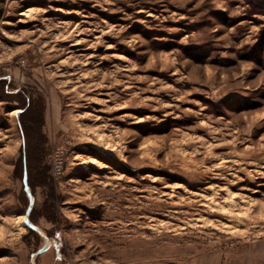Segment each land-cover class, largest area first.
Instances as JSON below:
<instances>
[{
	"label": "rangeland",
	"instance_id": "374dc122",
	"mask_svg": "<svg viewBox=\"0 0 264 264\" xmlns=\"http://www.w3.org/2000/svg\"><path fill=\"white\" fill-rule=\"evenodd\" d=\"M0 264H264V0H0Z\"/></svg>",
	"mask_w": 264,
	"mask_h": 264
},
{
	"label": "bare ground",
	"instance_id": "6f19581e",
	"mask_svg": "<svg viewBox=\"0 0 264 264\" xmlns=\"http://www.w3.org/2000/svg\"><path fill=\"white\" fill-rule=\"evenodd\" d=\"M14 113H16V112H14ZM21 221L23 222L24 221V218H21Z\"/></svg>",
	"mask_w": 264,
	"mask_h": 264
}]
</instances>
